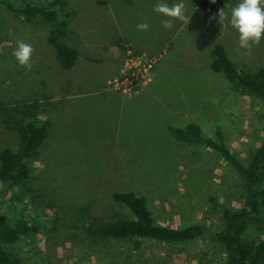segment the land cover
<instances>
[{
  "label": "rangeland",
  "instance_id": "1",
  "mask_svg": "<svg viewBox=\"0 0 264 264\" xmlns=\"http://www.w3.org/2000/svg\"><path fill=\"white\" fill-rule=\"evenodd\" d=\"M64 1L77 14L65 39L79 53L70 69L59 66L45 26L24 23L0 1V150L16 148L15 128L25 107L37 122H49L43 145L26 160L24 196L16 191L0 195L1 214L12 223L39 227L15 244L21 264H224L225 254L211 234L221 228L224 210L242 206L243 181L218 154L178 143L166 128L195 123L205 137L218 128L246 164L264 140L262 103L234 91L222 73L209 69L210 49L198 51L193 44L182 55L181 50L167 53L170 45L162 44L171 36L160 33L153 11L158 0ZM237 2L215 0L216 14L225 9L230 15ZM145 22L149 29L138 30L137 24ZM179 22L165 32L172 33ZM220 23L216 42L236 68L255 72L263 67L264 37L245 54L227 20ZM101 34L112 42L122 35L130 43L116 41L110 47ZM17 41L34 50L30 70L12 55ZM93 46L101 53L92 52ZM126 50L156 61L148 82L122 94L109 82ZM112 52L119 64L110 78L113 65L103 56L113 58ZM146 92L147 98L134 99ZM128 191L145 198L156 224L182 228L200 223L208 233L171 244L101 237L102 225L132 218L112 199L113 193ZM250 232L264 237V230Z\"/></svg>",
  "mask_w": 264,
  "mask_h": 264
},
{
  "label": "trees",
  "instance_id": "2",
  "mask_svg": "<svg viewBox=\"0 0 264 264\" xmlns=\"http://www.w3.org/2000/svg\"><path fill=\"white\" fill-rule=\"evenodd\" d=\"M9 12L18 15L28 25H43L47 28V42L53 48L59 66L70 69L78 59L77 51L65 42L69 21L74 11L64 0H44L34 4L26 0H0ZM216 17L211 0H194L193 10L186 28L195 35L198 51L210 49L209 69L222 73L234 91L260 100L264 108V66L255 72L238 70L228 58L225 48L218 44L221 23ZM22 119L16 125L17 146L14 150H0V195L16 191L19 197L26 192L29 159L44 143L49 122H37L32 112L25 107ZM169 136L184 145L203 146L220 156L242 179L244 198L242 206L235 211L222 212L221 228L211 234V239L223 250L224 264H264V237L254 236L250 229L264 230V140L249 154L244 164L224 142L221 131L216 128L213 137L203 136L195 123L184 127L168 126ZM115 202L131 213L130 219H117L98 229L101 237L115 240H153L160 243H185L208 233L200 223L182 228H171L155 223L145 198L134 192H115ZM37 225L26 221L11 222L0 213V264H21L15 244L21 239L35 235ZM262 233V232H261Z\"/></svg>",
  "mask_w": 264,
  "mask_h": 264
},
{
  "label": "clouds",
  "instance_id": "3",
  "mask_svg": "<svg viewBox=\"0 0 264 264\" xmlns=\"http://www.w3.org/2000/svg\"><path fill=\"white\" fill-rule=\"evenodd\" d=\"M211 2L215 3V0H211ZM153 11L167 18H174L177 21L188 19L184 0H175L171 6L166 0H158L153 7ZM211 19H217L218 22L227 20L229 26L238 34L239 47L245 49V54H250L252 47L264 37V0H238L231 8L230 15H226L225 9H220L217 16ZM163 26L166 29H171L173 27L172 19H165ZM136 27L141 31L149 29L146 22L139 23ZM33 51L30 44L17 41L12 55L19 66L25 68V70H30Z\"/></svg>",
  "mask_w": 264,
  "mask_h": 264
},
{
  "label": "crops",
  "instance_id": "4",
  "mask_svg": "<svg viewBox=\"0 0 264 264\" xmlns=\"http://www.w3.org/2000/svg\"><path fill=\"white\" fill-rule=\"evenodd\" d=\"M173 3V2H172ZM172 3H169V6H171V4ZM184 3H185V6H186V15H187V17L189 18V15L191 14V12H192V10H193V4H194V1L192 2V5L189 3V2H187V0H184ZM190 4V5H189ZM214 4V3H213ZM214 7H215V4H214ZM215 15L217 16V14H216V11H215ZM74 16H77V14L75 13V15ZM74 18V17H73ZM72 18V19H73ZM156 18L159 20V22H160V30H161V34L162 33H165V35L166 36H171L168 40H166V41H164L163 42V44L162 45H164L165 43L166 44H169L170 46H169V50H168V52L167 53H171L173 50H178V51H180L181 50V52H180V55H182V51L184 52V50L187 48V47H189L190 45L192 46L193 44H195V35H194V37H192L189 33H191V32H189L188 30H187V28H186V24H187V20L186 21H180L179 23H177L176 24V28H174V30H173V32L172 33H170V34H168V33H166L165 31H167V30H169V29H166L164 26H163V23L164 22H162V21H164L165 19H172V23H173V25H175V19L174 18H167V17H165V16H163L162 14H158V13H156ZM71 19V20H72ZM70 20V21H71ZM70 21H69V24H70ZM68 27H69V25H68ZM221 27H222V24H221ZM222 30V29H221ZM67 31H68V28H67ZM191 34H193V33H191ZM82 35V34H81ZM103 37H101V41H103V42H106L108 45H110V47H112V45H113V43H115L116 41H124V42H128V41H126V40H128V39H126V38H123L122 37V35H116V37H115V39L113 40V42H112V40H110V36H108V35H104V34H101ZM220 36V35H219ZM176 37V38H175ZM178 38V40H176ZM130 41V40H129ZM112 42V43H111ZM178 42V43H177ZM128 43H130V42H128ZM134 45V44H133ZM136 47H140V48H143V47H141V46H136ZM96 47H92L91 49H93L92 50V52H98V53H101L100 52V50L102 51V49L101 48H98V49H95ZM178 48V49H177ZM76 51H77V53H78V49H76V48H74ZM110 52L111 51H113V50H109ZM167 53H164L163 54V57L165 56V55H167ZM112 55H114L113 54V52H112ZM105 59H107L108 61H110L111 63V65H113V69H112V72L109 74V76H110V78H111V76H113V74L116 72V70H117V68H118V64L119 63H117V61H118V59L117 58H115L116 56L114 55L113 56V58H112V56H110V57H107L106 55H104L103 56ZM78 58H79V53H78ZM110 59V60H109ZM210 64V63H209ZM157 65H156V68H155V71H156V69H157ZM154 77H155V75H154ZM152 81H154V78H153V80ZM153 82H151V84H152ZM150 84V85H151ZM149 85V86H150ZM149 96V93L148 92H146V93H141V94H137V95H135L134 96V99H136V100H143V99H145V98H147ZM135 100V101H136ZM123 103V102H122Z\"/></svg>",
  "mask_w": 264,
  "mask_h": 264
},
{
  "label": "built area",
  "instance_id": "5",
  "mask_svg": "<svg viewBox=\"0 0 264 264\" xmlns=\"http://www.w3.org/2000/svg\"><path fill=\"white\" fill-rule=\"evenodd\" d=\"M155 58L151 56H137L131 51H125V57L117 76L109 82L113 91L129 93L134 88L148 82V76L155 65Z\"/></svg>",
  "mask_w": 264,
  "mask_h": 264
}]
</instances>
